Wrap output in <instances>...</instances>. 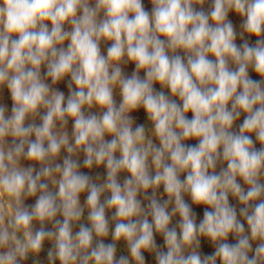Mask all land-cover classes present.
<instances>
[{"label": "clouds", "instance_id": "1", "mask_svg": "<svg viewBox=\"0 0 264 264\" xmlns=\"http://www.w3.org/2000/svg\"><path fill=\"white\" fill-rule=\"evenodd\" d=\"M149 3L151 12L143 0H0V88L12 101L11 115L0 106V264L38 255L45 241L52 243L50 264H130L117 257L116 243H104L106 209H115L113 241H126L135 264H146L144 252L156 264H264V0H212L209 12L202 10L206 0ZM230 12L244 18L241 37L255 36L254 45H237ZM102 40L111 42L106 55ZM126 62L135 64L130 77L122 72ZM65 78L67 97L53 87ZM157 83L182 104L157 91ZM93 107L99 115L86 114ZM141 108L159 146L130 115ZM40 109L42 123L26 125ZM189 139L198 143L185 144ZM62 150L67 156L57 163ZM80 152L84 167L106 168L105 183L80 171L73 159ZM220 163L226 167L217 172ZM121 172L129 173L123 184ZM161 185L163 202L155 198ZM105 191L110 196L102 202ZM82 193L90 227L73 232L84 214ZM184 194L205 206L199 223ZM229 195L242 205V220ZM27 197H36L31 210ZM177 214L179 231L170 227ZM202 238L214 246L210 254L198 251Z\"/></svg>", "mask_w": 264, "mask_h": 264}, {"label": "rangeland", "instance_id": "2", "mask_svg": "<svg viewBox=\"0 0 264 264\" xmlns=\"http://www.w3.org/2000/svg\"><path fill=\"white\" fill-rule=\"evenodd\" d=\"M143 4H144L145 9L147 11L151 12L152 5L149 3V0H143ZM196 7L198 10H200V8H201V6H199V5H197ZM211 8H212V0H206V3L203 5L202 10L205 12H209L211 10ZM101 15H103V14H101ZM228 19L232 22L233 27L237 33L236 43L238 46L242 45L245 40H247L250 45L255 44V41H256L255 36H249L247 33H244L243 37H241V33L243 32V29L241 27V25L243 23V19H244L243 17L239 16L235 12H230ZM50 26L51 25L49 23V27ZM65 28H66V30H70L69 25H65ZM14 38H16V37H14ZM110 43H111L110 41H103V40L101 41L100 48H101L102 54L106 55L107 48L110 46ZM64 47H67V42H65ZM179 54L182 56L184 55V53L182 51H180ZM125 59H127V58H125ZM209 59L214 60L215 57L210 55ZM121 68H122L123 74L126 77H130L133 74V72L135 71V64L131 63V62L122 63ZM45 71H46V68L42 66V69H41L42 74ZM140 76L143 78L144 73L141 72ZM249 76L255 80L260 79V77L252 69H249ZM68 79L69 78H65V80H63V81L59 82L57 85L53 86L57 90L63 91L66 97L68 95V87H67ZM46 82L51 85L50 80H48ZM154 88L157 91H163L165 93V95L168 96L170 99L175 100L177 103L182 104V102L179 100L178 97L171 96L170 90L168 88L162 89L158 83L154 85ZM113 94H114L115 101L117 102V104H119L121 101L119 88L114 89ZM0 106H4L6 108V115H11L12 101L10 98V93L8 92L6 86L3 88H0ZM44 112H45L44 109H40L38 115H36L34 118L29 117L25 121L26 125L30 124V123L40 125L42 123L40 117L44 114ZM85 112H86V114H89V112H90V113H94V114L99 115L100 109L97 107H93L91 110L85 109ZM130 115L133 117L136 124H143L145 126L146 135L148 136V138L152 139L153 143L156 144L157 146H159L158 139L153 135V125L150 121L147 120L145 111L141 108V109H138V110L130 113ZM187 115L189 118H191L192 114H191V112H189ZM244 115L245 114L242 113L239 120H237L234 123L233 129H232L234 132H238L239 125L243 122ZM72 124H73V122L71 120H69L68 124L66 125V130L69 132V135H71V132H72ZM58 127H59V124H58ZM32 138L34 139V136ZM106 139H111V137H106ZM253 140L255 141L254 134H253ZM7 142L10 145L12 143V138L9 137ZM184 143L187 145H195L198 143V141L196 139H189L187 141H184ZM255 147L256 148L261 147V145L259 144L258 141L255 142ZM65 156H67V153H66V151L62 150V152H61L60 156L57 158L56 162L62 163L63 158ZM73 159L78 161V163L80 164V171L82 173H85L88 176H90L91 181L93 183H96L97 185H101V184L106 182V168L104 166L97 167L94 165L91 169L84 167L83 166V160L85 159V156H84L83 152H80L79 154L74 155ZM21 163L25 167L33 166L36 169L39 168V164H34V163L29 162L27 160H22ZM222 167H226V164H222V163L218 164L216 171L219 172ZM150 173L153 175L155 174L154 167L150 166ZM185 175L186 174H181V177H180L181 180H183L185 178ZM128 176H129V173L121 172L118 175V181L121 184H123L125 178H127ZM241 183L243 184L242 181H241ZM244 187H245V189L247 188L246 185H244ZM49 189L52 191L57 190L54 188V186L51 185L50 182H49ZM146 195L148 197H151L153 195V189H149ZM109 196H110V193L105 191L101 195V201L103 202ZM86 198H87V193H82L80 196V202H81V205L84 207V214L78 223L73 224V232L78 231L81 224L90 227V223L87 219L88 209L86 207ZM155 198L160 202H163L164 200L168 199L166 193L164 192L163 185H161V186H159V188L155 189ZM138 199L141 201L142 207L147 208V205L150 201L145 198V194L144 193L139 194ZM184 199H185L186 203H188L190 205V207L192 208V211L196 217V221H197V223H199L203 218L205 206L193 204L191 201V198L188 194H184ZM35 201H36V197H27L24 200V204H25V206H27L29 208V210H31V206H33L35 204ZM229 201H230V204H232L233 206L236 207L238 218L242 220V217H239V209L242 207V205L239 203V201L236 198L232 197L231 195H229ZM172 207H174V202L169 205V211H171ZM114 212H115V209H106V218L108 219V222H109V236L104 238V243L105 244L116 243V248H117L116 255H117V257L126 256L129 258L130 264H135V262L131 260L126 241H124L122 239L118 242H114L112 239V232L114 231L115 224L117 223V221L112 218ZM57 219L62 220L63 217L58 215ZM149 220H151V217H149ZM179 221H180V217L177 214L176 216L173 217L171 224H170V227H176L177 231H179V227H178ZM244 224H245V228L247 229L246 221H244ZM44 227L47 230H54L52 223H46L44 225ZM39 228H40V224L38 222H34V230L39 229ZM155 239H156L157 244L161 247V250L166 251V248L164 247V243H163V237L160 236L159 234H155ZM228 242L229 243H235V238L230 235ZM257 243L258 242H253V248H255ZM51 247H52V243L49 241H45L44 247L38 255L30 254L28 256V258L24 261H21L20 264H50V262L47 259V252ZM198 251H200L202 255L210 254L211 252L214 251V246H212L209 241H206L204 238H202L201 239V248L198 249ZM250 255H251V253H250ZM144 256H145L146 264H156L154 254L144 252ZM54 264H59V261L58 260L55 261Z\"/></svg>", "mask_w": 264, "mask_h": 264}]
</instances>
